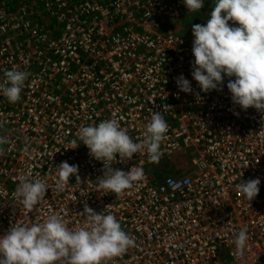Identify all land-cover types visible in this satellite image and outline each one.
Masks as SVG:
<instances>
[{"label":"built area","instance_id":"built-area-1","mask_svg":"<svg viewBox=\"0 0 264 264\" xmlns=\"http://www.w3.org/2000/svg\"><path fill=\"white\" fill-rule=\"evenodd\" d=\"M203 2L189 13L182 0H0V82L13 68L29 74L17 103L0 94V236L52 214L75 229L87 205L113 214L135 241L108 264H264V113L233 104L225 84L202 92L193 36L172 29ZM181 75L192 94L179 91ZM152 111L168 124L158 162L146 152L113 161L125 172L141 167L144 178L118 195L99 190L104 165L78 129L116 118L140 142ZM182 154L189 173L152 181V167ZM63 161L78 166L81 183L72 176L57 191ZM21 175L47 183L31 212L13 195ZM256 178L249 204L236 185ZM242 228L240 254L233 239Z\"/></svg>","mask_w":264,"mask_h":264},{"label":"clouds","instance_id":"clouds-1","mask_svg":"<svg viewBox=\"0 0 264 264\" xmlns=\"http://www.w3.org/2000/svg\"><path fill=\"white\" fill-rule=\"evenodd\" d=\"M182 2L189 13L204 6L203 0ZM212 2L215 4L207 23L192 25V77L204 93L222 91L227 77V89L233 104L245 111L254 108L264 113V0ZM28 75L16 68L6 71L3 82H0V94L9 103H17ZM176 84L180 92L192 94L190 81L182 75ZM196 100L198 103L201 100L198 93ZM167 132L168 124L162 113L152 111L140 142L134 141L116 118L106 119L98 125L82 126L77 135L87 147L89 156L104 165L103 175L95 183L98 189L118 195L141 181L144 171L138 166L127 172L113 169L112 162L131 160L134 154L141 152L147 153L150 162H158L162 154L160 146L167 138ZM4 143L6 140L0 137V145ZM72 143L75 145L76 141ZM155 166L152 170L156 169ZM168 173L164 176L179 174ZM72 176L81 183L77 165L63 161L55 167L57 191L64 190ZM259 185V178L250 179L237 184L236 190L250 204L259 194ZM46 192L45 180H32L21 175L13 195L24 209L31 212L44 199ZM81 215L86 217L85 223L75 229H70L56 214L49 215L42 223L31 225L17 221L0 236V264H108L135 245L134 239L122 229L113 214L96 213L85 205ZM248 239L246 228L234 233L233 243L238 253H243Z\"/></svg>","mask_w":264,"mask_h":264},{"label":"rangeland","instance_id":"rangeland-1","mask_svg":"<svg viewBox=\"0 0 264 264\" xmlns=\"http://www.w3.org/2000/svg\"><path fill=\"white\" fill-rule=\"evenodd\" d=\"M102 2H105V0H101ZM207 10V9H206ZM205 10V11H206ZM207 12V11H206ZM197 16V15H196ZM196 16H191L182 21L183 29H186L188 31H184L183 29H180L178 32L186 35V36H193L192 35V25L193 24H199V18ZM205 16H208V13L205 14ZM178 26V25H175ZM174 159H168L164 161L161 165L155 166V168H161L165 172L169 171L168 174H170V171L175 174H187L190 169H189V159L190 157L187 155H180L178 157H173Z\"/></svg>","mask_w":264,"mask_h":264},{"label":"trees","instance_id":"trees-1","mask_svg":"<svg viewBox=\"0 0 264 264\" xmlns=\"http://www.w3.org/2000/svg\"><path fill=\"white\" fill-rule=\"evenodd\" d=\"M108 1L109 0H105V2H108ZM212 1L211 0H205L206 5H207L206 6L207 10L206 9L205 10L206 11L209 10L208 16H205V14L207 13L205 10L194 15V16L197 15L196 17L199 18V24H206L207 20L210 18V12H211L212 8L214 7V4H215V2H212ZM183 28L184 27L182 25V22L179 23L178 26H174V29H176L177 31H179L180 29H183ZM183 30L184 31H188L186 29H183ZM227 83H228V78L225 77L224 84L227 86ZM160 169H161L160 167L159 168L157 167L156 169H153L152 172H151V177H152L154 183H158L159 181H161L162 177L166 173V172L163 171V169L162 170H160Z\"/></svg>","mask_w":264,"mask_h":264},{"label":"crops","instance_id":"crops-1","mask_svg":"<svg viewBox=\"0 0 264 264\" xmlns=\"http://www.w3.org/2000/svg\"><path fill=\"white\" fill-rule=\"evenodd\" d=\"M208 12H209V10L207 11V13H208ZM172 29H174L173 26H172Z\"/></svg>","mask_w":264,"mask_h":264}]
</instances>
